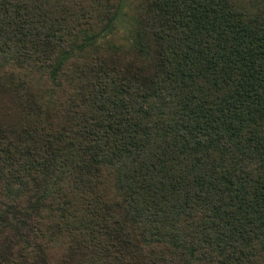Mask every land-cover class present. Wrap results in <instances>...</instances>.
I'll return each instance as SVG.
<instances>
[{
  "label": "trees",
  "instance_id": "obj_1",
  "mask_svg": "<svg viewBox=\"0 0 264 264\" xmlns=\"http://www.w3.org/2000/svg\"><path fill=\"white\" fill-rule=\"evenodd\" d=\"M0 264H264V0H0Z\"/></svg>",
  "mask_w": 264,
  "mask_h": 264
},
{
  "label": "rangeland",
  "instance_id": "obj_2",
  "mask_svg": "<svg viewBox=\"0 0 264 264\" xmlns=\"http://www.w3.org/2000/svg\"><path fill=\"white\" fill-rule=\"evenodd\" d=\"M126 17H125V15H124V13H122L121 15H120V17H119V19H118V21H119V27L121 28V29H125V27H126Z\"/></svg>",
  "mask_w": 264,
  "mask_h": 264
}]
</instances>
